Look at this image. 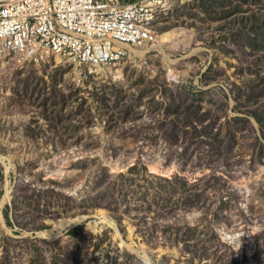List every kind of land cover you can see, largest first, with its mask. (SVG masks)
Wrapping results in <instances>:
<instances>
[{"label": "rangeland", "instance_id": "obj_1", "mask_svg": "<svg viewBox=\"0 0 264 264\" xmlns=\"http://www.w3.org/2000/svg\"><path fill=\"white\" fill-rule=\"evenodd\" d=\"M156 30L106 72L0 59V264H264V0Z\"/></svg>", "mask_w": 264, "mask_h": 264}, {"label": "built area", "instance_id": "obj_2", "mask_svg": "<svg viewBox=\"0 0 264 264\" xmlns=\"http://www.w3.org/2000/svg\"><path fill=\"white\" fill-rule=\"evenodd\" d=\"M177 0L0 2V59L42 66L58 60L91 74L110 71L156 44L157 25Z\"/></svg>", "mask_w": 264, "mask_h": 264}, {"label": "bare ground", "instance_id": "obj_3", "mask_svg": "<svg viewBox=\"0 0 264 264\" xmlns=\"http://www.w3.org/2000/svg\"><path fill=\"white\" fill-rule=\"evenodd\" d=\"M5 1H9V0H0V2H5ZM161 38H162V41L163 40H165L167 37L166 36H161ZM147 48H149V47H147ZM142 52L141 53H139V52H137L136 51V55H140V56H142ZM10 191V190H9ZM84 217V216H83ZM103 217V216H102ZM78 219V218H77ZM106 219V218H105ZM107 220V219H106ZM103 221H105V220H103ZM67 223V222H66ZM66 223H64V224H66ZM64 224H61V225H59V226H57V228H58V230H60L61 228H63L64 229V227H63V225ZM96 224H97V222H96ZM56 225V224H55ZM50 231V230H49ZM53 231V230H52Z\"/></svg>", "mask_w": 264, "mask_h": 264}]
</instances>
